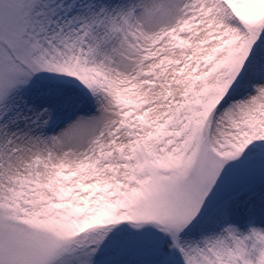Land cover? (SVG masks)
I'll return each instance as SVG.
<instances>
[{
    "label": "snow or ice",
    "instance_id": "1",
    "mask_svg": "<svg viewBox=\"0 0 264 264\" xmlns=\"http://www.w3.org/2000/svg\"><path fill=\"white\" fill-rule=\"evenodd\" d=\"M0 264H264V0H0Z\"/></svg>",
    "mask_w": 264,
    "mask_h": 264
}]
</instances>
